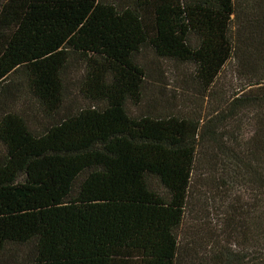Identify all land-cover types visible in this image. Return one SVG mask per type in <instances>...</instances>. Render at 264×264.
<instances>
[{
    "label": "trees",
    "instance_id": "1",
    "mask_svg": "<svg viewBox=\"0 0 264 264\" xmlns=\"http://www.w3.org/2000/svg\"><path fill=\"white\" fill-rule=\"evenodd\" d=\"M145 52L193 66L204 95L233 59L240 86L202 133L191 119L131 116ZM70 64L84 105L64 112ZM14 79L44 125L9 103ZM0 149V261L28 247L12 264H175V231L207 171L233 244L194 258L264 264V0H7Z\"/></svg>",
    "mask_w": 264,
    "mask_h": 264
},
{
    "label": "rangeland",
    "instance_id": "2",
    "mask_svg": "<svg viewBox=\"0 0 264 264\" xmlns=\"http://www.w3.org/2000/svg\"><path fill=\"white\" fill-rule=\"evenodd\" d=\"M7 0H0V7ZM138 63L145 67L147 77L141 102L137 106H127L131 116H174L177 118L191 119L198 122L202 133L208 127L216 113L220 111L225 101L240 86V80L235 74V62L229 60L222 69L215 86L206 95L200 92L193 80L194 67L189 64H180L171 61L154 60L149 52L143 53L138 58ZM82 67L79 64H70L65 71L66 81L63 95V108L74 111L84 105L77 93L79 76ZM18 91L15 97L9 101L16 110H20L29 117L31 127L46 123V117L42 109L31 101L25 92V84L21 80L14 79ZM20 82V83H19ZM250 132L249 125L244 126L243 136ZM201 144V143H200ZM1 153V149H0ZM216 175L207 171L201 174V185L199 202L192 201L189 211L185 214L180 227L175 231L178 240V256L175 264H200L196 258L197 254L202 257H210L214 247L223 241L226 246H231V240L225 242L222 239L224 217L222 206L223 199L219 197L218 191L213 189L211 179ZM233 190L238 195L244 193L243 200L247 198L246 193L234 185ZM190 244H195V253ZM190 247V248H189ZM236 250L235 248H232ZM28 247H18L5 253L0 264H12L27 252ZM205 263V261H204ZM205 264H212L211 262Z\"/></svg>",
    "mask_w": 264,
    "mask_h": 264
}]
</instances>
